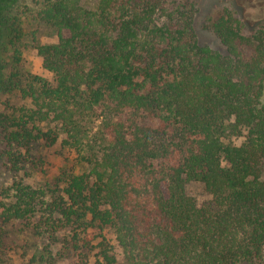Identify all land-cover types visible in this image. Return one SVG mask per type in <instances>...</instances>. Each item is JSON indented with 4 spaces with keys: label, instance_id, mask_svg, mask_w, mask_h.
I'll return each mask as SVG.
<instances>
[{
    "label": "trees",
    "instance_id": "1",
    "mask_svg": "<svg viewBox=\"0 0 264 264\" xmlns=\"http://www.w3.org/2000/svg\"><path fill=\"white\" fill-rule=\"evenodd\" d=\"M38 5L51 79L16 52L5 83L0 59L26 99L0 109V217L45 240L30 264H264V32L226 10L202 44L198 0ZM52 147L64 167L34 182Z\"/></svg>",
    "mask_w": 264,
    "mask_h": 264
},
{
    "label": "rangeland",
    "instance_id": "2",
    "mask_svg": "<svg viewBox=\"0 0 264 264\" xmlns=\"http://www.w3.org/2000/svg\"><path fill=\"white\" fill-rule=\"evenodd\" d=\"M95 0H84V4L91 6ZM199 13L197 29L202 44L219 46V41L212 30L206 27L208 18L216 19L226 10L241 19L247 32H264V0H198ZM38 0H0V59L3 65L2 80H7L12 64V56L19 52L20 69L24 73L41 75L51 79V74L42 67V59L37 54L36 46L40 43H54L57 40L55 30L38 18ZM13 32L20 36L12 45L9 37ZM9 40V41H8ZM6 83V82H5ZM22 105L26 99L17 91L0 86V109L3 103ZM3 143L0 140V152ZM56 147L40 148L37 155L43 156V163L33 178L34 182H46L53 178L65 164L64 156L60 155ZM12 173L5 161L0 159V186L9 182ZM187 192L193 195L199 203L210 199L203 186L199 183L187 185ZM45 240L37 236L30 227L19 220L5 221L0 217V264H30L33 254L40 250ZM56 264H75L71 258L59 259Z\"/></svg>",
    "mask_w": 264,
    "mask_h": 264
}]
</instances>
